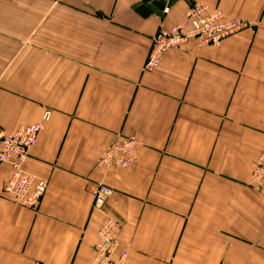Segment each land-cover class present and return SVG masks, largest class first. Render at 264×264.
<instances>
[{"label":"crops","instance_id":"obj_1","mask_svg":"<svg viewBox=\"0 0 264 264\" xmlns=\"http://www.w3.org/2000/svg\"><path fill=\"white\" fill-rule=\"evenodd\" d=\"M195 2L249 28L142 72L159 26ZM46 110L23 168L48 182L37 212L2 195L0 168V264H90L96 182L125 264H264V193L248 185L264 151V0H0V130ZM118 133L138 140L136 163L104 174Z\"/></svg>","mask_w":264,"mask_h":264},{"label":"built area","instance_id":"obj_2","mask_svg":"<svg viewBox=\"0 0 264 264\" xmlns=\"http://www.w3.org/2000/svg\"><path fill=\"white\" fill-rule=\"evenodd\" d=\"M168 13V8L163 10ZM246 22L236 17L223 14L220 10L197 3L186 11L184 19L177 25L164 29L159 27L151 38V46L146 57L144 70H154L163 56L174 50L181 49L190 42L199 47H218L226 38L247 28ZM49 119L45 111L41 122L21 126L14 132L0 130V168L8 166L10 175L5 182L2 195L11 203L36 210L46 189V181L35 178L24 172L23 165L30 151L37 143V137L43 128V123ZM136 141L133 137L118 136L96 161L102 172L130 168L136 162ZM249 186L259 193H264V151L255 162L250 176ZM111 190L96 184L90 190L92 209L100 211L105 206ZM120 229L119 221L112 216L103 215L96 232V242L90 264H123L126 252L122 251L114 257L118 247L117 234ZM31 264H41L34 261Z\"/></svg>","mask_w":264,"mask_h":264},{"label":"rangeland","instance_id":"obj_3","mask_svg":"<svg viewBox=\"0 0 264 264\" xmlns=\"http://www.w3.org/2000/svg\"><path fill=\"white\" fill-rule=\"evenodd\" d=\"M197 3H200V2H195V3L192 4L188 9H190L193 5H195V4H197ZM200 4H203V3H200ZM206 6H207V5H206ZM210 8H215V7H210ZM188 9H187V10H188ZM215 9H218V8H215ZM218 10H220V9H218ZM220 11H221V10H220ZM221 12H222V11H221ZM222 13L225 14V15H227V14L224 13V12H222ZM163 14H164V13H163ZM185 14H186V13H185ZM227 16H228V15H227ZM230 17H231V16H230ZM242 21H243V20H242ZM244 22H245V21H244ZM246 23H247V22H246ZM176 25H177V24H176ZM247 25H248L247 28H249V24H248V23H247ZM160 26L163 27L162 25H160ZM160 26H159V27H160ZM172 27H173V26H172ZM170 28H171V27H170ZM247 28H245V29H247ZM164 29H169V28H164ZM245 29H243V30H245ZM243 30H241V31H243ZM241 31H240V32H241ZM238 33H239V32H238ZM233 36H234V35H233ZM230 37H231V36H230ZM228 38H229V37H228ZM226 39H227V38H226ZM222 42H223V41H222ZM190 43H193L194 46L196 45L195 42H190ZM188 44H189V43H188ZM221 44H222V43H221ZM221 44H220V45H221ZM186 45H187V44H186ZM186 45H185V46H186ZM220 45H219V46H220ZM150 46H151V45H150ZM219 46H218V47H219ZM183 47H184V46H183ZM183 47H182V48H183ZM195 47H196V46H195ZM196 48H197V47H196ZM199 48H204V47H199ZM215 48H217V47H215ZM149 50H150V49H149ZM174 51H176V50H174ZM174 51H172V52H174ZM169 53H171V52H169ZM169 53H167V54H169ZM147 55H148V54H147ZM165 55H166V54H165ZM146 57H147V56H146ZM145 61H146V59H145ZM145 61H144V64H145ZM160 62H161V61H160ZM144 64H143V66H144ZM159 65H160V63H159ZM159 65H158V66H159ZM158 66H157L154 70H152V71H147L146 69L144 70V67H142V72H144V73H151V72L155 71V70L158 68ZM46 111L49 113V119H50L51 112H50L49 110H46ZM44 112H45V111H44ZM44 112H43V113H44ZM42 115H43V114H42ZM41 117H42V116H41ZM49 119H48V120H49ZM48 120H47V121H48ZM47 121H46V122H47ZM40 122H41V118H40V121H39L38 123H40ZM46 122H45V123H46ZM35 124H37V123H35ZM30 125H33V124H30ZM24 126H28V125H24ZM20 127H21V126H20ZM43 127H44V123H43ZM42 130H43V128H42ZM42 130H41V131H42ZM3 131H4V130H3ZM41 131H40V132H41ZM6 132H7V131H6ZM13 132H14V131H13ZM10 133H11V132H10ZM39 134H40V133H39ZM39 134H38V136H39ZM118 136H123V137H133V138L135 139L136 143H137V145H136V149H137L139 143H138V140L136 139L135 136H133V135H124V134H119V133H118V134L115 135L114 140H115ZM114 140H113V141H114ZM37 141H38V137H37ZM113 141H112V142H113ZM112 142H111L109 145H111ZM36 144H37V143H36ZM109 145H108V146H109ZM35 146H36V145H35ZM32 149H33V148H32ZM32 149H31V150H32ZM103 153H104V152H103ZM135 154H136V150H135ZM102 155H103V154H102ZM102 155H101V156H102ZM101 156H100V157H101ZM100 157H99V158H100ZM136 160H137V158H136ZM26 161H27V160H26ZM135 163H136V162H135ZM135 163H134V164H135ZM134 164H133V165H134ZM24 165H25V164H24ZM24 165H23V168H24ZM133 165H132V166H133ZM94 167H95L97 170L101 171V170L97 167L96 164H95ZM23 170H24V169H23ZM108 171H109V170H108ZM24 172H25V171H24ZM101 172H102V171H101ZM26 173H27V172H26ZM103 173H104V172H103ZM105 173H107V172H105ZM105 173H104V174H105ZM28 174H29V173H28ZM30 175H31V174H30ZM32 176H33V175H32ZM250 176H251V175H250ZM34 177H35V176H34ZM35 178H36V177H35ZM37 179H38V178H37ZM40 180H45V179H40ZM45 181H46V184H47V186H48V182H47V180H45ZM96 184H103V183L96 182V183H93V184L90 186V189H89V196H90V197H91L90 190H91L92 187H93L94 185H96ZM103 185H104V184H103ZM248 185H249V184H248ZM47 186H46V189H45V191H44V193H43V195H42V197H41V199H40V201H39L38 208H37L36 210H32V209H31L32 211L37 212V211L39 210L40 203H41V200H42L43 196H44L45 193H46ZM105 186H106V185H105ZM107 187H108V186H107ZM249 187H250V186H249ZM108 188H109V187H108ZM250 188H251V187H250ZM109 189H110V188H109ZM110 190H111V189H110ZM111 192H112V190H111ZM111 194H112V193H111ZM108 198H109V197H108ZM108 198H107V200H108ZM91 200H92V197H91ZM107 200H106V202H107ZM91 205H92V204H91ZM105 206H106V203H105ZM105 206L103 207L102 210L98 211V213H100V214H102V215H109V216L114 217L113 215L109 214V213L105 210ZM91 211H92V212H97V211H95V210L92 209V206H91ZM116 219H117V218H116ZM118 221H119V220H118ZM119 223H120V222H119ZM100 224H101V223H100ZM100 224H99V226H100ZM98 228H99V227H98ZM97 230H98V229H97ZM120 230H121V224H120L119 232H120ZM119 232H118V234H117V242H118V235H119ZM95 242H96V241H95ZM118 248H119V243H118L117 250H118ZM117 250H116V254H115L114 257L118 256L122 251L126 252L125 250H122V251L117 252ZM92 253H93V252H92ZM126 254H127V255H126V258H125V261H124L123 264L126 263L127 258H128V253L126 252Z\"/></svg>","mask_w":264,"mask_h":264}]
</instances>
